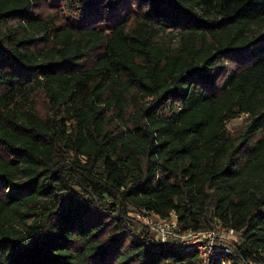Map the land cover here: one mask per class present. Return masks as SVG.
Wrapping results in <instances>:
<instances>
[{
  "label": "trees",
  "instance_id": "trees-1",
  "mask_svg": "<svg viewBox=\"0 0 264 264\" xmlns=\"http://www.w3.org/2000/svg\"><path fill=\"white\" fill-rule=\"evenodd\" d=\"M50 1L0 0V264H264V0Z\"/></svg>",
  "mask_w": 264,
  "mask_h": 264
},
{
  "label": "built area",
  "instance_id": "built-area-1",
  "mask_svg": "<svg viewBox=\"0 0 264 264\" xmlns=\"http://www.w3.org/2000/svg\"><path fill=\"white\" fill-rule=\"evenodd\" d=\"M132 212L138 220L143 221L151 231L158 235L159 241L177 247L196 248L204 261L217 248L230 252L229 242L237 237L234 228L226 227L221 223H216L209 228L195 229L190 227L184 229L174 211L168 215H161L146 207H141ZM218 237L221 239L217 241L216 238Z\"/></svg>",
  "mask_w": 264,
  "mask_h": 264
},
{
  "label": "rangeland",
  "instance_id": "rangeland-1",
  "mask_svg": "<svg viewBox=\"0 0 264 264\" xmlns=\"http://www.w3.org/2000/svg\"><path fill=\"white\" fill-rule=\"evenodd\" d=\"M62 7H63V2L62 1H57V3H55V1L51 0L50 2H48L46 5H45V9H46V12H55V10H59L61 11L62 10ZM98 20V19H97ZM88 21H91V20H88ZM164 43L168 46V47H174L176 45H178L179 43V35L177 33H169L165 36V39H164ZM244 118L242 116H239L237 118H234V119H231L229 122H228V127L234 131L236 129H238L239 127H242L243 124H244ZM81 159L83 161H85L84 158L81 157ZM79 188L78 185L75 186V188ZM76 188V189H77ZM130 216L134 219H136L137 221H140L138 220L137 217H135L133 215V212L130 213ZM143 222V221H141ZM150 234L155 237L157 240H158V235L153 232V231H150ZM236 238V237H235ZM221 238H216V240H220ZM233 239V238H232Z\"/></svg>",
  "mask_w": 264,
  "mask_h": 264
}]
</instances>
